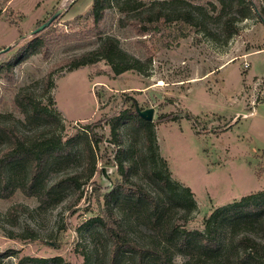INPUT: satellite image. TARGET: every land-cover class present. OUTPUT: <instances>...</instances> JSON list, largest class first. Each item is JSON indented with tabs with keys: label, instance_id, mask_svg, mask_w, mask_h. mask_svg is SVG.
I'll use <instances>...</instances> for the list:
<instances>
[{
	"label": "rangeland",
	"instance_id": "1",
	"mask_svg": "<svg viewBox=\"0 0 264 264\" xmlns=\"http://www.w3.org/2000/svg\"><path fill=\"white\" fill-rule=\"evenodd\" d=\"M116 1L111 0L95 25L87 15L92 0H0V50L8 47L0 51V122L12 114L24 134L50 130L65 139L133 102L141 110L152 108L150 122L158 154L171 177L191 189L196 203L186 227L202 230L204 217L214 208L264 189V24L250 13L234 23L235 33L226 38L217 17L221 5L211 0L213 5L201 2L206 17L200 25L160 21L158 29L140 33L124 21ZM141 1L140 15L153 10L150 0ZM59 8L50 24L32 33ZM98 31L116 37L122 49L146 63L144 69L114 74L99 60L68 71L66 64L72 56L99 44ZM35 37L44 47L20 54ZM7 61H14L9 73L3 66ZM21 88L39 105L53 109L58 126L38 116L26 119L18 111L14 95ZM169 113L177 119H157ZM95 131L109 138L106 123ZM120 133L123 146L132 148L137 162L133 178L153 191L140 160L143 132L127 124ZM115 147L107 141L99 144L95 169L82 179V197L71 208L67 202L70 188L47 209H40L35 197L19 189L8 198L0 197V264H23L25 256H60L69 264L105 257L108 240L99 227L85 223L99 214L103 192L119 177L113 164ZM85 161L77 145L68 164L49 166L44 178L52 180L65 171L80 170ZM13 205L24 210L10 216ZM26 225L36 239L15 236ZM128 226L131 234L144 237L142 226L136 222ZM185 259L177 254L172 264ZM225 262L220 264H233L232 259Z\"/></svg>",
	"mask_w": 264,
	"mask_h": 264
},
{
	"label": "trees",
	"instance_id": "2",
	"mask_svg": "<svg viewBox=\"0 0 264 264\" xmlns=\"http://www.w3.org/2000/svg\"><path fill=\"white\" fill-rule=\"evenodd\" d=\"M211 0H150L152 11L139 14L141 0H117V10L124 14V21L131 23L140 33L159 27V22L177 21L196 26L205 21L203 2ZM221 7L217 17L221 20L224 36L236 31L235 22L253 13L264 24V0H216ZM111 0H92L87 15L95 23L102 20ZM155 24V25H150ZM149 25V26H148ZM99 44L72 56L68 71L104 60L114 74L126 70H143L146 63L119 46L112 35L96 32ZM39 38H34L22 49H42ZM149 61V60H147ZM14 61L3 64L9 73ZM2 65V64H1ZM0 65V70L2 66ZM50 81H46V88ZM49 102L52 100L49 98ZM15 107L26 119L34 116L52 121L58 126L53 109L39 105L32 94L21 88L14 95ZM135 102L111 117L85 124L80 132L65 139L54 131L24 134L12 114L0 122V197L8 198L19 189L33 196L40 209L57 204L62 191L71 189L69 208L82 197V179L89 178L95 169V152L101 142L113 144L114 161L119 177L103 192V205L99 214L86 220V225L99 227L108 240L104 258L95 257L92 264H172L175 255L186 256L180 264H220L224 260L233 264H264V189L250 192L238 200L214 208L203 219V229H190L186 222L196 208L193 193L171 177L166 161L159 156L158 146L151 122L142 119L136 111ZM187 118H191L186 114ZM10 119V120H9ZM158 120H176L177 116L164 114ZM109 126V138L95 128L101 123ZM136 125L143 132L144 151L140 152L143 173L154 185L151 191L133 178L137 171L136 159L130 146L122 144L120 128ZM3 141V142H2ZM79 145L86 163L80 170L63 172L52 180L44 178L49 166L66 165L75 146ZM24 207L13 205L8 213L14 216ZM124 212L119 214L117 210ZM180 212V217L176 214ZM136 222L145 231L144 237L130 233L129 223ZM33 235V236H31ZM20 238L36 239L35 232L26 225L25 230L15 234ZM13 252V251H12ZM88 259L84 264H91ZM23 264H69L60 256H25Z\"/></svg>",
	"mask_w": 264,
	"mask_h": 264
},
{
	"label": "water",
	"instance_id": "3",
	"mask_svg": "<svg viewBox=\"0 0 264 264\" xmlns=\"http://www.w3.org/2000/svg\"><path fill=\"white\" fill-rule=\"evenodd\" d=\"M61 11V9H57L48 19H46L44 22H42L39 26H37L34 30H32V33H37L38 31L42 30L44 27H46L50 22L58 15V13ZM8 47L3 48L0 51L6 50ZM135 108L137 111V114L145 120H152L153 116V109L152 108H147V109H139L137 104H135Z\"/></svg>",
	"mask_w": 264,
	"mask_h": 264
},
{
	"label": "built area",
	"instance_id": "4",
	"mask_svg": "<svg viewBox=\"0 0 264 264\" xmlns=\"http://www.w3.org/2000/svg\"><path fill=\"white\" fill-rule=\"evenodd\" d=\"M245 65H247V63H245Z\"/></svg>",
	"mask_w": 264,
	"mask_h": 264
}]
</instances>
